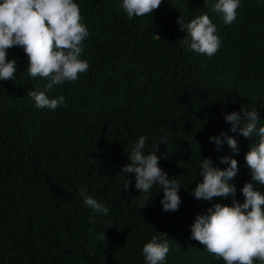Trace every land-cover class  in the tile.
<instances>
[{"label":"trees","instance_id":"obj_1","mask_svg":"<svg viewBox=\"0 0 264 264\" xmlns=\"http://www.w3.org/2000/svg\"><path fill=\"white\" fill-rule=\"evenodd\" d=\"M75 2L89 31L82 53L89 69L47 93L63 95V105L35 107L27 92L43 91L47 81L29 76L22 47L7 50L17 72L0 81V264H145L143 245L163 233L170 245L163 264H224L191 238V225L232 199L197 200L192 189L202 179L201 158L225 169L220 157L234 156L238 172L229 183L244 202L252 140L233 133L223 114L256 109L264 126V0H241L230 25L212 11L216 0H163L152 15L132 20L122 0ZM203 13L221 41L212 57L188 49L177 23ZM221 132L237 139L238 154L226 141L219 149L209 141ZM141 135L146 153L168 137L159 164L181 185L177 211L162 210L158 185L141 210L134 176L120 172ZM82 187L107 216L84 204Z\"/></svg>","mask_w":264,"mask_h":264},{"label":"clouds","instance_id":"obj_2","mask_svg":"<svg viewBox=\"0 0 264 264\" xmlns=\"http://www.w3.org/2000/svg\"><path fill=\"white\" fill-rule=\"evenodd\" d=\"M163 0H122L120 7L127 18L152 15ZM241 0H216L212 11L218 13L223 23L230 25L237 17ZM177 23L186 35L182 43L188 49L214 56L220 48L217 26L207 13L185 22L182 16ZM89 36L88 28L82 23V15L75 0H0V81L14 80L17 62L7 58V50L22 47L27 58V72L30 77H42L47 83L43 91L29 90L27 95L35 107L51 110L65 103V97H50L47 93L53 86L66 81H76L80 74L89 69V63L82 58L84 42ZM157 38H160L156 35ZM224 119L231 125L233 133L250 138L252 143L245 153L251 182H245L241 193L244 202L236 199V188L229 183L238 172L234 156H222L220 161L228 165L221 169L209 157L199 161V175L202 177L192 189L197 200L211 201L213 198L231 197L232 203H215L206 214H198L191 225V238L203 244L207 251L224 261V264H264V195L256 186H264V126H259L260 114L241 106L240 111L225 113ZM253 137L256 139L253 140ZM147 137L139 136L127 154L130 163H125L120 172L135 178V189L142 194L139 207L144 209L152 199L151 190L159 186L163 191L160 200L162 210L174 212L179 209L180 183L160 167V144L167 146L168 137L162 136L152 145V151L145 152ZM219 149L226 141L233 153H239L238 141L234 136L221 132L209 136ZM130 181L123 186L129 189ZM84 204L94 213L107 216L109 209L88 193L87 187L79 190ZM161 233V232H160ZM152 234L142 248L145 264H163L170 251L169 239ZM104 233L101 239H104Z\"/></svg>","mask_w":264,"mask_h":264}]
</instances>
